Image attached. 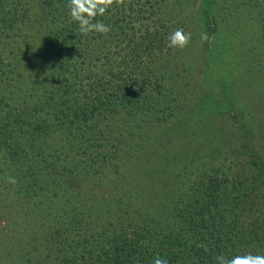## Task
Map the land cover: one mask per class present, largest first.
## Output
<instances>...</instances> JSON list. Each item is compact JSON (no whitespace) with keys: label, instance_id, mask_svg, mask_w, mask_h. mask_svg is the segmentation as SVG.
Wrapping results in <instances>:
<instances>
[{"label":"trees","instance_id":"obj_1","mask_svg":"<svg viewBox=\"0 0 264 264\" xmlns=\"http://www.w3.org/2000/svg\"><path fill=\"white\" fill-rule=\"evenodd\" d=\"M223 1L264 27V0ZM182 2L114 3L96 17L111 31L83 36L68 0H0V172L8 167L23 179L46 210L41 233L1 264H153L157 256L168 264H217L218 255H264V165L245 141L264 132L253 122L252 103L229 104L239 111L234 130L247 162L226 170L232 140L208 150L202 119L190 124L186 71L150 62L184 28ZM199 2L212 11L219 5ZM219 99L212 100L221 115L227 105ZM148 123L182 126L188 140L179 149L170 136L140 140L144 128L137 126ZM140 150L149 163L122 164ZM120 181L127 186L115 199L106 190ZM90 186L110 195L99 197Z\"/></svg>","mask_w":264,"mask_h":264},{"label":"rangeland","instance_id":"obj_2","mask_svg":"<svg viewBox=\"0 0 264 264\" xmlns=\"http://www.w3.org/2000/svg\"><path fill=\"white\" fill-rule=\"evenodd\" d=\"M218 4L212 11L209 10L207 3H201L199 0H183L182 20L185 23L183 29L186 33H191L190 43L183 50L167 47L162 55H157L154 52V55L150 57V62L163 71H169L168 67L172 68L175 64L186 71L194 104L192 105L194 109L191 108L187 115L191 121L190 124L195 126L197 125V120L194 123L195 118L202 119L199 127L211 136L208 141V150L215 147L214 144L218 149L225 142L232 140L231 147L235 148L232 155L234 161H228L225 169L237 171L246 165L247 155L240 150L241 132L235 133L236 130H234L239 125V123H235V121H239L237 117L239 111H230L229 104L230 106L234 104L237 109L244 104L252 103L248 108L252 109L249 110L253 114V122L256 127L262 125L261 128L264 129V124H261V121L264 120V53H261L264 50V27L257 19L248 21L243 19L240 13H232L233 5H228L223 0H218ZM210 17L214 19H211V22L209 21ZM205 32L208 34V41H202L200 38L201 33ZM204 96L208 97V103L200 102ZM216 97L220 98L219 101L223 105H227L221 106V115L215 111V102L212 99ZM200 107L208 108L209 111L199 115ZM185 109L184 106L182 112L187 111ZM229 111L233 114H230ZM179 112L180 108L177 114ZM185 115L183 113L179 118L181 119ZM177 121L178 119L174 121V124H177ZM131 126L135 125L129 127ZM137 127L144 128L139 139L144 141V139L151 138L153 144H156L162 136H170L176 140L175 146L176 149H179L178 145L181 143L183 145V139L186 137L188 140V134L179 125H174L173 129H169L167 124L161 123H148ZM176 127L180 131L176 130ZM198 140L196 136L191 140L194 147L200 144L197 142ZM245 141L250 146V148L248 147L249 151L264 165V132L260 134L259 131L250 143L248 138H245ZM139 148H144V146L141 144ZM161 148L163 146L158 150L157 145H153V153L161 152ZM146 151L140 150L133 153L132 157L122 161V164L134 166L145 164L146 160L149 163L150 160L145 157ZM229 152L230 150H228ZM159 161L155 156L151 160L156 163ZM223 161L224 158H220L219 164ZM13 169L18 170L19 167L15 165ZM8 171V167H4L0 172V256H2L0 264L10 261L11 257L22 252L23 245L32 241L37 233H41V217L46 216L43 200L38 195L35 197L33 193H27L25 187L28 186L23 179L15 178L11 170ZM8 177H14L17 182L15 184L8 183ZM120 182L118 188L106 190L110 193L113 192L115 199L121 197L124 187L127 186H124L122 181ZM229 182L231 181L229 180ZM100 185H102L99 186L101 188L108 187L103 183ZM88 188L99 197L108 198L107 196L110 195L102 190H97L98 187L90 186ZM258 199L260 197L254 200ZM130 202L135 204L133 201ZM135 208L137 207L135 206Z\"/></svg>","mask_w":264,"mask_h":264},{"label":"clouds","instance_id":"obj_3","mask_svg":"<svg viewBox=\"0 0 264 264\" xmlns=\"http://www.w3.org/2000/svg\"><path fill=\"white\" fill-rule=\"evenodd\" d=\"M123 3V0H68V8L73 21L78 23L79 34L88 35L89 33L108 34L111 31L109 25L96 19L97 16L103 17L114 3ZM191 33H186L184 29L174 30L168 37V47L173 49H185L191 41ZM201 40L208 41V34L201 33ZM7 182L15 184L14 177H8ZM217 264H264V255L247 253L235 255L228 258L224 255L216 257ZM153 264H168L164 258L157 256Z\"/></svg>","mask_w":264,"mask_h":264}]
</instances>
